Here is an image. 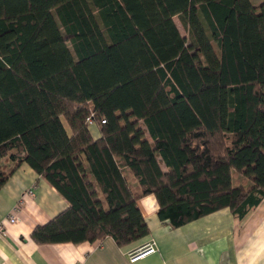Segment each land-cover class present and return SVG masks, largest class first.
<instances>
[{"label": "trees", "instance_id": "16d2710c", "mask_svg": "<svg viewBox=\"0 0 264 264\" xmlns=\"http://www.w3.org/2000/svg\"><path fill=\"white\" fill-rule=\"evenodd\" d=\"M21 164L69 203L38 245L137 242L150 194L172 228L242 218L264 197V0H0V189Z\"/></svg>", "mask_w": 264, "mask_h": 264}, {"label": "crops", "instance_id": "0c3cea01", "mask_svg": "<svg viewBox=\"0 0 264 264\" xmlns=\"http://www.w3.org/2000/svg\"><path fill=\"white\" fill-rule=\"evenodd\" d=\"M89 131L99 138L95 125ZM161 169L166 170L163 165ZM136 204L149 230L137 242L118 246L105 237L92 243L38 245L30 238L33 229L69 203L44 177L21 164L0 189V222L5 225L0 264H130L128 254L152 240L156 253L132 264H264V197L242 218L225 208L178 228L159 220L154 195ZM10 215L16 216L12 224L7 221Z\"/></svg>", "mask_w": 264, "mask_h": 264}, {"label": "built area", "instance_id": "2783aa9c", "mask_svg": "<svg viewBox=\"0 0 264 264\" xmlns=\"http://www.w3.org/2000/svg\"><path fill=\"white\" fill-rule=\"evenodd\" d=\"M87 122L89 124V126H93V121L88 118ZM30 193V192H29ZM8 223L12 224L16 221V216L15 215H10L8 218ZM5 234V225L4 223L0 222V235H4ZM157 248H156V244L155 242L152 240L146 244H144L141 247H138L136 249H134L133 251H131L128 254V262L130 264L135 263L149 255H152L154 253H156Z\"/></svg>", "mask_w": 264, "mask_h": 264}, {"label": "rangeland", "instance_id": "374dc122", "mask_svg": "<svg viewBox=\"0 0 264 264\" xmlns=\"http://www.w3.org/2000/svg\"><path fill=\"white\" fill-rule=\"evenodd\" d=\"M253 1H255V4H256V5L260 4L259 0H253ZM174 22H175V24H176L178 30L180 31V33H181L182 35L186 36V35H187V32H186V31L184 30V28L182 27V25H181L180 21L178 20V18H174Z\"/></svg>", "mask_w": 264, "mask_h": 264}]
</instances>
